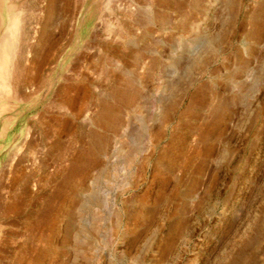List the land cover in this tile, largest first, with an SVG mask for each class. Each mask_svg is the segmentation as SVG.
<instances>
[{
    "label": "rangeland",
    "instance_id": "374dc122",
    "mask_svg": "<svg viewBox=\"0 0 264 264\" xmlns=\"http://www.w3.org/2000/svg\"><path fill=\"white\" fill-rule=\"evenodd\" d=\"M0 71V264H264V0H0Z\"/></svg>",
    "mask_w": 264,
    "mask_h": 264
},
{
    "label": "bare ground",
    "instance_id": "6f19581e",
    "mask_svg": "<svg viewBox=\"0 0 264 264\" xmlns=\"http://www.w3.org/2000/svg\"><path fill=\"white\" fill-rule=\"evenodd\" d=\"M1 72V71H0ZM1 79V78H0ZM25 82V81H24ZM23 83V82H22ZM27 83V82H26Z\"/></svg>",
    "mask_w": 264,
    "mask_h": 264
}]
</instances>
